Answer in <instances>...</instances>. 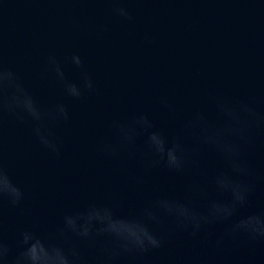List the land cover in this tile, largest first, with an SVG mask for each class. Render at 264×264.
I'll return each instance as SVG.
<instances>
[{
	"label": "water",
	"instance_id": "95a60500",
	"mask_svg": "<svg viewBox=\"0 0 264 264\" xmlns=\"http://www.w3.org/2000/svg\"><path fill=\"white\" fill-rule=\"evenodd\" d=\"M125 3L135 23L117 18L110 0H0V65L18 71L42 104L63 100L70 114L56 128L57 157L37 143L30 124L0 112V166L26 194L16 206L0 198V237L10 246L21 230L46 237L65 212L113 194L123 201L119 214L155 194H183L181 175L157 169L137 188L98 154L113 117L144 110L160 126L167 119L157 102L161 95L181 116L200 105L206 91L264 99V0ZM72 51L81 54L96 84L82 100L64 98L50 74L40 75L49 52L63 58ZM65 70L79 78L74 68ZM251 162L264 177V136ZM250 201L264 206V179L256 180ZM121 264H264V242L240 237L216 246L214 238L192 240L177 232L163 248Z\"/></svg>",
	"mask_w": 264,
	"mask_h": 264
},
{
	"label": "clouds",
	"instance_id": "9594fccd",
	"mask_svg": "<svg viewBox=\"0 0 264 264\" xmlns=\"http://www.w3.org/2000/svg\"><path fill=\"white\" fill-rule=\"evenodd\" d=\"M110 3L117 18L135 23L125 0ZM68 66L79 72L78 79L66 74ZM49 74L66 99L82 100L97 91L79 52L63 58L49 52L40 75ZM157 102L167 116L160 126L144 110L115 116L96 150L137 188L157 169L183 176V194H155L143 199L135 211L122 214L117 208L123 201L115 194L107 202L90 201L65 212L46 237L24 229L14 246L0 237V264H121L125 257L163 248L168 235L177 232L192 240L214 238L216 246L240 237L264 242V206L253 207L250 201L256 180L264 179L251 162L264 136V99L206 91L203 102L184 116L168 95L159 96ZM0 112L30 124L37 143L61 155L56 128L70 118L67 103L45 106L19 72L4 65H0ZM25 196L13 175L0 166V198L16 206Z\"/></svg>",
	"mask_w": 264,
	"mask_h": 264
}]
</instances>
